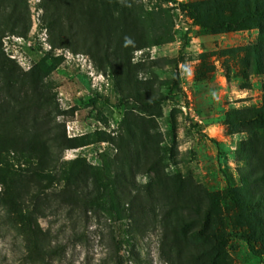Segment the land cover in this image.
Wrapping results in <instances>:
<instances>
[{
	"label": "rangeland",
	"instance_id": "374dc122",
	"mask_svg": "<svg viewBox=\"0 0 264 264\" xmlns=\"http://www.w3.org/2000/svg\"><path fill=\"white\" fill-rule=\"evenodd\" d=\"M44 1H9L14 21L0 16L1 52L32 98L53 169L51 182L16 177L6 194L0 183V264H212L207 212L227 233L219 264H264L245 240L264 221V205L247 212L224 198L227 176L240 187L246 163L264 168V129L229 125L236 114L264 113V22L214 33L191 11L214 22L261 0H56L62 42L48 29ZM111 25L119 41L109 39ZM120 137L135 141L146 164L135 177L142 196L134 208L94 200L104 158L129 173L128 158L116 161ZM8 165L23 178L32 170L22 159ZM158 181L172 186L165 200L147 194ZM77 187L93 200L71 203ZM37 188L39 200L31 196ZM29 218L56 252L44 261L30 251Z\"/></svg>",
	"mask_w": 264,
	"mask_h": 264
},
{
	"label": "trees",
	"instance_id": "16d2710c",
	"mask_svg": "<svg viewBox=\"0 0 264 264\" xmlns=\"http://www.w3.org/2000/svg\"><path fill=\"white\" fill-rule=\"evenodd\" d=\"M9 1L12 2V0H0V16H3L7 23L14 21L12 16H7L8 13H5L7 10L6 4ZM58 4L59 3L56 0H45L43 7L48 14L47 25L50 33L53 34V32H56L59 41L62 42L65 40V30L63 28L64 16L58 11ZM214 8L218 10V5L215 4ZM191 11H194L193 18L197 24L202 25L204 28L209 29L214 33L240 31L245 29L250 22H264V0H261L260 3L257 1L254 2L251 9L235 16L228 17L218 14V19L214 22L209 21L207 17L201 15V11V13H197L196 10L192 9ZM91 20V24H93L94 20L96 21L97 18L92 16ZM106 20L107 19L105 18L104 21ZM70 28H72V26ZM98 30L99 28L90 34V47L92 50L99 47ZM4 32V30H0V40L4 35ZM11 32H15L14 29H11ZM106 32L109 39L111 38L110 35H114L116 39H118L117 41L121 39L119 33L113 30L112 25L106 27ZM109 45L110 47H106L107 50H110L111 48V40ZM116 51L117 48L113 50L114 53H116ZM107 60V66H110V64H112L111 59L108 57ZM8 62H10V60L2 54L0 47V183L6 186L5 194L7 191V185L10 182L12 185L21 182V180L16 179V177H22L21 179H27V181H30L35 177L37 180L47 182H51L53 179V169H51V163H49L48 149L43 140L46 131L37 127L38 113L33 112L35 107L30 104L32 98L27 92L22 91L18 87V77L14 74V71L11 69ZM120 66L121 64L119 65V68ZM249 121L254 122L260 128L264 129V113H255L250 117L236 114L229 119V125H243ZM130 135L133 137L132 133H130ZM98 138L99 140H105L103 137ZM119 141L120 142L117 145L118 153L116 155V161H120L123 157L128 158L130 161L128 164L130 168L129 173H124L119 167L113 169L112 163L108 162L103 156L104 167L102 166L99 170L100 177L94 180V183L99 185L103 184V193H98V196H96L97 198L94 200L95 202H110L113 207L115 205L119 206L120 203H123L124 205H128V207L131 206L134 208L136 203H140L142 196V192L138 189V186L135 183V177L140 169L146 166V164L141 162V151L133 139L132 141H127L126 138L120 137ZM10 159L17 162H20L22 159L24 162L29 163L32 168V170L28 171L29 177L23 178V174L18 175L16 171L14 172L10 165H8ZM247 166H249V163H246V167L240 175L242 183L240 187H235L232 178L227 176L229 187L224 198L230 199V201L241 210L251 212L256 207L264 205V168L255 171L251 166H249V169L247 170ZM179 182L184 183L182 180ZM156 186L157 191H151L149 189L147 193L148 196L151 199H154L155 197H161L163 200L167 199V195L172 186L169 183L161 185L160 181L156 183ZM160 186L163 187L162 191L160 190ZM41 192L42 189L37 188L36 192L31 194L32 198L39 200ZM71 192V203H73V201L76 202V200H83L85 203H90L93 200L90 199V194L84 192V188L79 189L77 187ZM220 203L221 199L211 201L208 211H212ZM132 208L130 210H132ZM196 213H198V209ZM20 216L22 215L20 214ZM130 216H132L131 218L134 221H139L137 215L131 214ZM204 220L206 221L205 234L214 244V256H212L211 262L212 264H219L220 259L223 254H225L224 249L227 233L221 227L216 228V221L212 220L211 214H208V212L205 213ZM26 222V225L33 234L34 240L30 247V251L36 254L41 261H44L46 256H51V254L54 253L56 254L55 251H48L45 245V240L38 235L40 229L37 222L32 218L27 219ZM245 240L248 243L250 250L258 258H262L264 255V221L260 224V228L248 237H245ZM258 244L262 246L263 252L257 249Z\"/></svg>",
	"mask_w": 264,
	"mask_h": 264
}]
</instances>
